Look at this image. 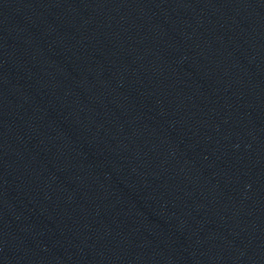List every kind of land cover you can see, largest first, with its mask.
<instances>
[{
	"label": "water",
	"instance_id": "water-1",
	"mask_svg": "<svg viewBox=\"0 0 264 264\" xmlns=\"http://www.w3.org/2000/svg\"><path fill=\"white\" fill-rule=\"evenodd\" d=\"M0 264H264V0H0Z\"/></svg>",
	"mask_w": 264,
	"mask_h": 264
}]
</instances>
